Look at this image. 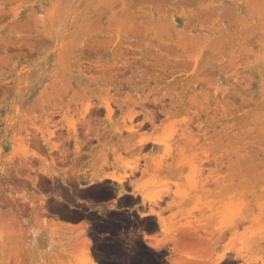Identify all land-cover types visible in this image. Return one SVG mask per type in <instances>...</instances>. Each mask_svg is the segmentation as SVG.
I'll use <instances>...</instances> for the list:
<instances>
[{"label":"rangeland","instance_id":"374dc122","mask_svg":"<svg viewBox=\"0 0 264 264\" xmlns=\"http://www.w3.org/2000/svg\"><path fill=\"white\" fill-rule=\"evenodd\" d=\"M103 2L0 0V264H264V0ZM144 60L184 67L138 93L89 69ZM200 64L218 79L192 78ZM86 79L94 90L76 95ZM182 84L189 96L171 113L205 114L204 136L250 147L255 169L163 184L174 116L166 99L144 122L154 111L143 96ZM113 192L112 210L85 213ZM79 212L87 226L72 223Z\"/></svg>","mask_w":264,"mask_h":264},{"label":"bare ground","instance_id":"6f19581e","mask_svg":"<svg viewBox=\"0 0 264 264\" xmlns=\"http://www.w3.org/2000/svg\"><path fill=\"white\" fill-rule=\"evenodd\" d=\"M136 1L145 2L148 0H104L103 5L104 7L107 8L111 7L112 9H114V7L112 6L113 3L119 5L122 4L123 7H127V6L135 5L137 3ZM160 1L166 2L167 4V1L169 0H160ZM187 1L190 0H170L171 3L170 5L187 2ZM117 10L123 11V8L121 7L120 9ZM153 10L155 11V8H153ZM27 43L26 46L31 45L30 41H27ZM16 45L15 47L17 48L18 46ZM19 45H20L19 47L21 48L22 45L21 44ZM27 48H32V47H27ZM19 50L21 51L22 49ZM199 66L201 71L196 70L194 72L195 75L192 76V78L195 77L199 83L202 80H204L205 76L207 75L212 76L216 80L218 79V71L214 69V66L210 68H206V67L204 68L203 67L204 64H200ZM183 67L184 64L177 60H152V61L144 60L143 64L139 68L130 66L131 69L130 72H126V71L118 72V71H113L112 65L108 62L101 63L95 61L89 64V69L95 70L99 73V74H95L96 78H100L102 80V77H104V75H101L100 72H104V71H108L111 74L113 73L117 77H121V79L123 80L121 83V87H122L121 90L123 91V89L125 90L128 88L130 90V93H138L140 89L144 88L142 87L143 85L145 84L149 85L151 82H156L159 78L163 77L164 75H171L177 73L179 68H183ZM166 70H169V72L168 71L166 72ZM91 81L92 79H86L85 80L86 84L84 86L81 85L79 89L75 90L76 95L82 94L86 90L92 92L94 89L92 88L93 84ZM181 88H182L181 90H179V88L178 89L174 88L172 89L171 92L162 91V92L153 93L152 91H149L147 94L143 96V99L146 102H148L147 104L151 103L153 105L152 112L154 111L153 114H148V117H145L144 122L147 121L150 123L154 122L156 118V112L162 111L160 110V107L163 105L162 103L166 102V99L169 100V105H170L168 110L170 114L169 118L171 116H174L172 117V120L170 121L169 124V129H172V131H170L171 135L170 136L168 135L169 132L167 134L168 136L165 133L168 139L170 137L174 141L171 142V144L169 143L170 144L169 146L166 145L168 143L165 142L166 149L163 157L164 160H168L170 158L172 160V166L167 165V167L163 168V164H161V166L158 168L161 170L168 171L169 173L171 171L172 174L170 175L172 176V178H170V181H168L169 180L168 178V180L164 181L163 184L167 186L170 184V182L173 183L175 182L176 184L185 182L186 184L190 183L191 185H196L198 182L199 175L205 174L206 171L208 170L212 174H220V172L223 170V167L225 166L228 168L227 171L228 173L231 172L235 174H238L240 172L242 173L249 172L255 169L253 167L254 157L252 155V149L250 147H248V154L243 155L242 154L243 151L241 150L242 145L240 146V141L233 140L232 142L229 143V147H225L221 140L204 136L206 133L204 126L205 114H200L197 111H193L190 114L186 113L183 118H178V116H175V114L173 115V113H171L172 110L175 108V102L186 100L189 96L187 94L186 87H183V84ZM121 90L120 87L116 89V91H119V93L121 92ZM198 95H200V93H198ZM216 96L218 97V95ZM220 108L221 107L219 106V104L217 102H214V108H213V110L215 111L214 113L219 112ZM152 141L153 143H158V139L154 138L152 139ZM145 143L146 142L144 140L141 141V145ZM206 144H208V147L205 146ZM224 148H227L226 150L227 152H225ZM162 162L165 163L164 161ZM132 167L133 168L135 167L134 162L131 165V168ZM181 174L183 175L187 174V175L185 177L184 176L181 177L180 176ZM106 177H108L107 174H102L98 176V179L103 181ZM90 182H92V178H87L86 183H90ZM149 193L153 194L150 196V198L152 199V201L156 202L158 199L156 198V195L157 197L159 196L158 194L159 189L157 182L154 183L153 187L149 190ZM147 239L151 240V238L149 237ZM247 262L252 263L257 261L255 258H252L249 259Z\"/></svg>","mask_w":264,"mask_h":264},{"label":"crops","instance_id":"0c3cea01","mask_svg":"<svg viewBox=\"0 0 264 264\" xmlns=\"http://www.w3.org/2000/svg\"><path fill=\"white\" fill-rule=\"evenodd\" d=\"M91 190H95V189L91 188V189H88L86 192H89ZM112 195L113 196H111V198H109L107 200L100 201V202H93V203L88 204L87 208L85 207V213L86 214H91V213H94V212L101 213V212H104V211L112 210L116 206V204L118 202L117 198L114 196V192H113ZM121 203H125V197L120 198L119 204H121ZM77 207L79 209H81L82 206L80 205V206H77ZM70 211H74V210H70ZM78 214H80L78 217H74V216H76ZM78 214L74 213V216L70 215L72 218L76 219L72 223H74L75 225H82V226L85 225V226H87V223L85 221L86 219L83 218V216L81 215L80 212ZM66 221H71V220H66ZM154 234H155V232H149L150 236H153ZM23 236H21L20 239L31 240V239L35 238V239L38 240V239L42 238V235H37V237H34V236L33 237L32 236L31 237H26L25 235H23Z\"/></svg>","mask_w":264,"mask_h":264}]
</instances>
